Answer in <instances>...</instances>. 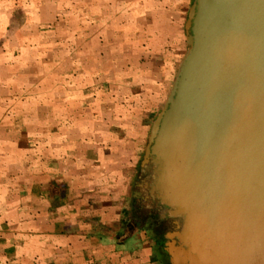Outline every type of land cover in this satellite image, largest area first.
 Instances as JSON below:
<instances>
[{"label":"crops","instance_id":"obj_1","mask_svg":"<svg viewBox=\"0 0 264 264\" xmlns=\"http://www.w3.org/2000/svg\"><path fill=\"white\" fill-rule=\"evenodd\" d=\"M168 1L0 0V264H174L130 202L178 69Z\"/></svg>","mask_w":264,"mask_h":264},{"label":"water","instance_id":"obj_2","mask_svg":"<svg viewBox=\"0 0 264 264\" xmlns=\"http://www.w3.org/2000/svg\"><path fill=\"white\" fill-rule=\"evenodd\" d=\"M142 167L174 264H264V0H194Z\"/></svg>","mask_w":264,"mask_h":264},{"label":"rangeland","instance_id":"obj_3","mask_svg":"<svg viewBox=\"0 0 264 264\" xmlns=\"http://www.w3.org/2000/svg\"><path fill=\"white\" fill-rule=\"evenodd\" d=\"M174 2H176L178 4V10H179V14H180V20H179V22H180V24H179L180 39H179V45H178L179 46V63H178V66H179L183 56L185 55V53L187 51V44H186V35L187 34H186V30H185V24H186L187 19H188V11H189L190 7L192 6L194 0H173V4H174ZM173 4L171 3V1H168L166 3V5L164 6L163 10H165V12L171 11L172 10L171 6ZM165 12L163 11V13H165ZM163 105H164V103H163ZM161 109L159 108L154 113H152V115L150 116V119H149L150 126H152L151 123L154 122L155 118L157 117V115L161 111ZM147 138H148V136H147ZM146 146H147V142L145 144V148H146ZM145 148H144V151H145ZM139 165H142V162ZM139 167H141L140 168L141 171H140L139 175L135 178L136 180L134 181V183H132L130 202L133 200L134 196H137V195H134V192L140 191V192H142L143 196L145 195V193L138 188V185L142 184L144 182L148 183V181L146 180L147 179L146 173L149 172V166H148V164H145L143 167L142 166H139ZM144 186H145V184H144ZM129 204H131V203H129ZM129 206L130 205H128V208H129ZM128 213H129V210H126V215H125L126 220H128L127 218H129ZM168 226H169L170 230H172V231H174L176 229L175 224L170 223Z\"/></svg>","mask_w":264,"mask_h":264},{"label":"flooded vegetation","instance_id":"obj_4","mask_svg":"<svg viewBox=\"0 0 264 264\" xmlns=\"http://www.w3.org/2000/svg\"><path fill=\"white\" fill-rule=\"evenodd\" d=\"M148 166H149V172H147L146 173V180L148 181V183H149V175H150V164H148ZM146 182H144V183H142V184H139L138 185V188L141 190V191H143L144 193H145V197H147L148 196V198L144 201V202H149V203H151V204H153V206L155 207V208H157V210L158 211H162L163 210V208L161 207V205L155 200V199H153V198H151L150 196H149V193H148V190L145 188V186H144V184H145ZM163 212V211H162ZM164 215H165V220H163L164 222H165V224H170V223H172V224H174V220L168 215V214H166V213H164Z\"/></svg>","mask_w":264,"mask_h":264},{"label":"trees","instance_id":"obj_5","mask_svg":"<svg viewBox=\"0 0 264 264\" xmlns=\"http://www.w3.org/2000/svg\"><path fill=\"white\" fill-rule=\"evenodd\" d=\"M163 211V210H162Z\"/></svg>","mask_w":264,"mask_h":264}]
</instances>
